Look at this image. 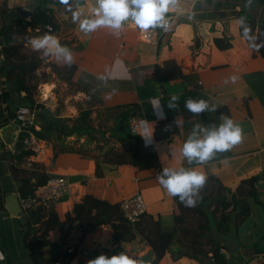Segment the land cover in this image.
Wrapping results in <instances>:
<instances>
[{
    "label": "crops",
    "instance_id": "1",
    "mask_svg": "<svg viewBox=\"0 0 264 264\" xmlns=\"http://www.w3.org/2000/svg\"><path fill=\"white\" fill-rule=\"evenodd\" d=\"M82 1L79 5L76 0H0V32L19 21L29 22L38 28L40 14V18L45 15L51 19L44 31L29 28L28 36L31 40L49 33L58 39L61 46L70 50L72 63L77 66L73 85L61 82L53 74L55 81L80 89L77 94L84 95L86 99L91 97L95 104L93 109L138 106L137 116L130 124L132 126L134 120L138 126L137 135L146 146H155L159 169L139 171L132 165L105 166L104 175L97 177L98 159L83 156L69 148L67 140L72 138L69 137L62 143V149L55 151L54 164L48 168L49 176H66L70 182L69 194L54 207L60 222L65 223L74 206L85 196L121 204L141 194L147 215L160 219L164 231L168 232L174 229L176 199L179 196L170 195L160 185L157 175L163 168L195 169L207 178H218L233 190L242 180L264 171V58L256 53L240 29L242 12L246 11L251 18L262 21L264 10L258 5V0H170L165 18H172L171 29L154 43L141 40L131 17L123 22L119 32L107 27L89 29L90 22L97 18L94 9L98 5L96 0ZM49 26L52 31L48 30ZM13 41L11 43L20 44L22 38L14 37ZM3 42L0 38V50L6 45ZM26 46H31L30 42ZM40 52L46 65L51 61L61 67L67 63L63 55L57 57L54 51L47 55L44 49ZM3 60L0 53V63ZM167 62L173 63L169 68L177 65L183 76L169 82L157 76L156 66L164 68ZM49 85L44 83L43 86L47 88ZM50 86L48 97L42 92V103L53 113H58L59 118L70 116L54 112L56 94L53 90L56 84ZM6 90L7 86L1 80L0 254L3 258L0 264H46L52 250L43 248V231L32 232L26 241L29 233L24 219L26 214L21 208V216L15 217L6 206V198L10 195L21 201L18 181L27 175L25 173L47 169L38 164L34 167L33 158L22 148V140L29 132L26 129L35 122L34 113L30 109L16 107L12 101L9 107L4 104ZM172 96L180 97L177 109L167 106ZM188 98L204 99L210 107L226 108L229 118L242 129L241 141L229 151L217 152L205 163L189 164L182 155V148L194 125L199 123L206 129L219 128L223 123L220 117L226 115L216 118L215 111L205 110L208 121L212 122L208 125L201 114L194 117L184 107ZM48 100L53 105L48 104ZM72 109L77 114L78 110ZM166 120H174L179 132L168 140L156 141L154 133L159 123ZM199 138H203V133ZM16 170L23 173L17 175ZM251 210V217L238 230V240L228 243L231 253L226 254L234 258L235 264L263 262L261 256L255 257V244L264 236V215L252 207ZM36 228L40 227L37 225ZM61 234L62 231L55 229L49 233L48 240L59 243ZM120 252L139 259L143 264L155 261L151 247L142 236L137 235L132 242L116 243L112 228L103 226L86 235L72 264H88L89 260L101 254L110 258ZM160 264L200 263L188 258L175 261L167 254Z\"/></svg>",
    "mask_w": 264,
    "mask_h": 264
},
{
    "label": "trees",
    "instance_id": "2",
    "mask_svg": "<svg viewBox=\"0 0 264 264\" xmlns=\"http://www.w3.org/2000/svg\"><path fill=\"white\" fill-rule=\"evenodd\" d=\"M258 3L264 10V0H258ZM40 15L38 28L29 22L19 21L15 23V26L4 27L0 32V38L3 39V44H6L0 50L4 58L0 63V82L4 81L7 86L3 94L4 104L9 107L12 101L16 107L30 109L34 113L35 122L26 130L38 139L55 140L61 144L69 137H76L78 140L86 138L90 142L98 141L99 137L106 139V134L100 135L99 129L93 126L92 115L95 104L92 103L87 109L80 110L79 117L72 121L59 118L58 113H52L44 104L37 102L36 81L40 70L48 64H45V58L40 51L36 52L28 48L26 44L30 41L29 28L33 31L36 29L44 31V27L52 21L44 17L45 15L40 18ZM240 16L242 36L246 37L256 53L264 58V16L259 22L251 18L246 11ZM246 29H248L247 33ZM14 37L22 38V42L11 43L14 42ZM171 64L173 63L167 62L164 68L156 66L157 76L163 77L167 82L182 77L181 69L177 65L169 68ZM53 67L54 73L61 82L73 85V79L77 73L75 64L71 63L69 66L66 63L62 67L54 64ZM78 91L81 90L78 89ZM86 91L82 90V92ZM22 93L25 96H22ZM111 110L119 113L115 116V124L109 132V138L101 148L100 156L102 157L97 158L96 176L104 175L105 166L132 165L139 171L159 169L155 146H146L143 139L131 130L130 123L137 116L138 106H125ZM215 114L216 118L221 114L229 117L226 108H216ZM201 115L208 125H212V122L208 121L206 111ZM69 121L74 124L72 127L68 126ZM37 127L40 130H37ZM178 132L174 120H166L159 123L154 138L156 141L168 140ZM111 141H115L120 149L112 145ZM19 173L23 171L16 170V174ZM25 174L27 175L18 181L21 198L33 195L35 189L44 185L49 178L41 170ZM0 193L2 194L1 190ZM191 198L196 201L193 207L185 206L179 197L176 199L174 229L168 232L164 231L160 219L155 220L146 214L139 222L132 224L122 214L120 204H111L89 195L74 206L72 215L67 216L65 223L81 221L86 235L100 227L110 226L114 231L116 243L132 242L137 235H140L155 255V261L152 264H160L167 254H170L175 261L188 258L200 264H235L234 261L230 262V257L226 254V252L231 253L227 238L235 234L238 237L239 228L251 217L250 201L260 206L259 211L264 215V171L242 180L235 190L227 188L218 178L209 176L205 185L192 193ZM190 216L198 219L197 226L192 229L188 227ZM24 219L25 225L29 227L26 241L32 232L43 231L41 234L44 241L43 248L50 247L52 250V255L46 264H72L76 252L68 254L65 246L69 241V235L64 229L65 223L59 221L54 211L45 213L42 209H37L26 214ZM37 225L40 227L38 230ZM55 229L62 231L59 243H51L48 240L49 233ZM258 256L263 258L262 264H264V236L255 244V257Z\"/></svg>",
    "mask_w": 264,
    "mask_h": 264
},
{
    "label": "clouds",
    "instance_id": "3",
    "mask_svg": "<svg viewBox=\"0 0 264 264\" xmlns=\"http://www.w3.org/2000/svg\"><path fill=\"white\" fill-rule=\"evenodd\" d=\"M96 3L98 7L94 9V13L97 18L90 22L89 29L107 27L119 32L123 22L131 17V21L142 32H147L150 28L157 27L162 28L165 32L169 30L164 24V20L170 0H96ZM247 31L248 29L245 30L246 33ZM29 42L34 51L39 52L44 49L45 55L54 51L57 57L63 55L69 66L71 65L72 54L70 50L67 46H61L54 35L45 33L42 36L32 38ZM179 99L180 97L178 96H172L168 101V108L177 109ZM184 107L194 117L199 116L205 110L209 112L216 110L214 105L210 107L209 103L204 99L188 98ZM220 118L223 123L219 128L213 126L210 129H206L199 123L194 125L182 148V155L189 164L193 162L205 163L212 159L217 152L229 151L241 141L242 129L229 117L222 115ZM200 133H203L202 139L199 138ZM157 179L170 195L179 196L185 206L193 207L196 201L191 198V194L205 185L207 177L203 172L195 169L186 170L181 168L174 170L163 168L157 175ZM2 258L3 256L0 254V259ZM88 264H143V262L137 258L130 257L125 252H120L110 258L101 254L89 260Z\"/></svg>",
    "mask_w": 264,
    "mask_h": 264
},
{
    "label": "built area",
    "instance_id": "4",
    "mask_svg": "<svg viewBox=\"0 0 264 264\" xmlns=\"http://www.w3.org/2000/svg\"><path fill=\"white\" fill-rule=\"evenodd\" d=\"M164 24L171 29L172 18H165ZM52 31V27H48ZM140 38L146 43H154L158 40L159 36L166 33L162 28H150L147 32H142L139 28ZM168 30V31H169ZM167 31V32H168ZM131 130L134 134H138V126L132 121ZM22 148L29 152L30 157L36 164H39L46 169L45 173L48 174V168L54 164V151L53 145L47 141L38 139L33 133L28 132L22 140ZM49 176V175H48ZM70 192V182L66 176L51 175L47 182L35 189L33 195L26 198H21L20 204L23 213L27 214L31 211L42 209L48 213L54 209L62 199H64ZM121 212L128 222L135 224L147 214L146 204L141 194H136L132 198L123 201L120 204ZM65 230L68 232L69 241L65 246L68 254H74L77 248L82 244L86 237V233L81 221L76 220L67 222Z\"/></svg>",
    "mask_w": 264,
    "mask_h": 264
},
{
    "label": "rangeland",
    "instance_id": "5",
    "mask_svg": "<svg viewBox=\"0 0 264 264\" xmlns=\"http://www.w3.org/2000/svg\"><path fill=\"white\" fill-rule=\"evenodd\" d=\"M28 47L32 49L31 46H28ZM48 66L46 67V69L42 68L38 75V80L36 81L38 85L37 92H36V99L39 101V103H42V99H43L42 92L44 91L45 93V92L50 91L51 90L50 85L55 83L56 87L54 88L53 92L56 94V101H55L56 106H55L54 112L59 111L60 113H67L70 116L66 117V119H71L73 121L79 117L80 110L87 109L92 103H94V101H92L91 97H87L88 99H86L84 95L77 94L78 90L76 88L65 86L63 83L55 81L56 78L55 79L53 78V74L56 75L54 73V67H53L54 63H52L51 61L48 64ZM44 83H47V84L50 83L49 85L50 87L49 86L47 88L44 87L43 86ZM47 103L50 105H53L51 100H48ZM73 107L78 110L77 114L72 109ZM118 113L119 112L115 110H106V109L104 110L99 107L94 109V113L92 115L93 126L99 129L100 135L101 133H105L106 139H103L102 137L100 139L99 137L98 141L90 142L86 138H81L78 140L76 137H72L67 140V144L69 148L74 149L75 151L82 154L83 156L101 158L102 157L100 156L102 154V152H100L101 148H103V143L109 138L108 137L109 132L115 124V116ZM72 121L68 122V126L72 127L74 125ZM49 142L53 145L54 154L57 151H60L62 149L61 148L62 144L59 141L51 140ZM111 144L114 145L116 148L120 149V146H118V144H116L115 141H111ZM33 164H35V162H33ZM34 167H36V165H34ZM251 207L252 209L256 211H259L261 209L260 206L254 204L253 202L251 203ZM197 224H198V219L194 216H190L188 227L192 229V228H195ZM237 239L238 237L236 236V234L231 235L227 238V242L231 243L230 241H237Z\"/></svg>",
    "mask_w": 264,
    "mask_h": 264
},
{
    "label": "water",
    "instance_id": "6",
    "mask_svg": "<svg viewBox=\"0 0 264 264\" xmlns=\"http://www.w3.org/2000/svg\"><path fill=\"white\" fill-rule=\"evenodd\" d=\"M79 5H82L83 1L82 0H76ZM2 60V59H1ZM6 206L11 212L12 215L15 217L21 216V207H20V202L17 196L15 195H10L6 198ZM234 261V258H230V262L232 263Z\"/></svg>",
    "mask_w": 264,
    "mask_h": 264
},
{
    "label": "bare ground",
    "instance_id": "7",
    "mask_svg": "<svg viewBox=\"0 0 264 264\" xmlns=\"http://www.w3.org/2000/svg\"><path fill=\"white\" fill-rule=\"evenodd\" d=\"M45 93H47L45 96H46V97H48V94L50 93V91H48V92H45Z\"/></svg>",
    "mask_w": 264,
    "mask_h": 264
}]
</instances>
